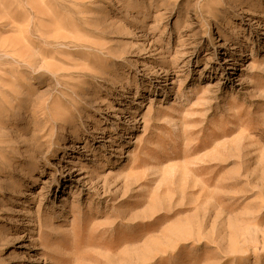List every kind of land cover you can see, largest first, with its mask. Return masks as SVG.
Masks as SVG:
<instances>
[{
	"label": "rangeland",
	"instance_id": "1",
	"mask_svg": "<svg viewBox=\"0 0 264 264\" xmlns=\"http://www.w3.org/2000/svg\"><path fill=\"white\" fill-rule=\"evenodd\" d=\"M0 264H264V0H0Z\"/></svg>",
	"mask_w": 264,
	"mask_h": 264
}]
</instances>
